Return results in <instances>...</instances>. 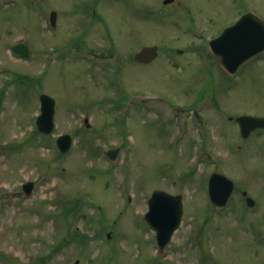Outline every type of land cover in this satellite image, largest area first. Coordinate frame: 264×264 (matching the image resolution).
<instances>
[{
  "label": "rangeland",
  "instance_id": "374dc122",
  "mask_svg": "<svg viewBox=\"0 0 264 264\" xmlns=\"http://www.w3.org/2000/svg\"><path fill=\"white\" fill-rule=\"evenodd\" d=\"M248 11L264 19V0H0V264H264V129L243 138L235 121L264 117V53L229 75L207 48ZM214 171L235 184L223 208ZM154 189L183 198L162 251L144 221Z\"/></svg>",
  "mask_w": 264,
  "mask_h": 264
},
{
  "label": "water",
  "instance_id": "95a60500",
  "mask_svg": "<svg viewBox=\"0 0 264 264\" xmlns=\"http://www.w3.org/2000/svg\"><path fill=\"white\" fill-rule=\"evenodd\" d=\"M170 0H166L168 2ZM56 13H50L51 24H55ZM212 52L219 57L220 65L229 73H234L239 64L264 49V20L252 12H248L232 26L224 29L222 34L210 41ZM157 46H144L135 53L134 58L139 62H150L157 54ZM22 55L27 54V47L20 43L14 47ZM40 114L36 124L40 131L51 132L54 126V99L43 93L39 97ZM87 121V119H85ZM241 135L246 137L257 128L264 127V117L241 115L237 117ZM71 138L68 134L60 135L57 144L62 151L70 147ZM29 192L32 184H25ZM233 182L225 175L213 173L208 182V193L211 201L217 205H225L232 190ZM247 201L252 204L250 198ZM182 216L181 195L169 194L162 190H154L148 200V211L145 219L156 230L160 248L169 241L173 231L178 227ZM73 264H78L75 260Z\"/></svg>",
  "mask_w": 264,
  "mask_h": 264
}]
</instances>
